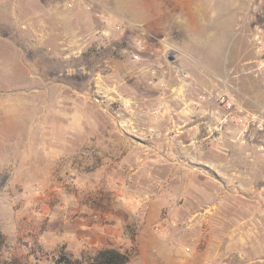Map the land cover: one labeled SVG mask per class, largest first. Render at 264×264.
<instances>
[{"label":"rangeland","instance_id":"obj_1","mask_svg":"<svg viewBox=\"0 0 264 264\" xmlns=\"http://www.w3.org/2000/svg\"><path fill=\"white\" fill-rule=\"evenodd\" d=\"M0 264H264V0H0Z\"/></svg>","mask_w":264,"mask_h":264},{"label":"trees","instance_id":"obj_2","mask_svg":"<svg viewBox=\"0 0 264 264\" xmlns=\"http://www.w3.org/2000/svg\"><path fill=\"white\" fill-rule=\"evenodd\" d=\"M54 261L56 264H127L130 257L116 249L104 248L92 254L83 253L79 258H73L62 247Z\"/></svg>","mask_w":264,"mask_h":264},{"label":"crops","instance_id":"obj_3","mask_svg":"<svg viewBox=\"0 0 264 264\" xmlns=\"http://www.w3.org/2000/svg\"><path fill=\"white\" fill-rule=\"evenodd\" d=\"M3 107L0 105V113L3 111ZM3 123L0 122V169L8 167L12 164V168H14L13 162L11 158H6L4 154V140H3Z\"/></svg>","mask_w":264,"mask_h":264}]
</instances>
